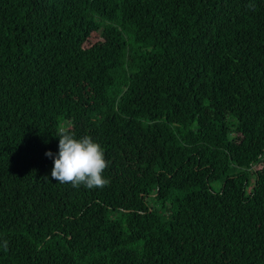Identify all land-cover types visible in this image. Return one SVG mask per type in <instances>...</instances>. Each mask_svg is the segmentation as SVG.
I'll list each match as a JSON object with an SVG mask.
<instances>
[{
    "label": "trees",
    "instance_id": "1",
    "mask_svg": "<svg viewBox=\"0 0 264 264\" xmlns=\"http://www.w3.org/2000/svg\"><path fill=\"white\" fill-rule=\"evenodd\" d=\"M0 264H264V0H0Z\"/></svg>",
    "mask_w": 264,
    "mask_h": 264
},
{
    "label": "clouds",
    "instance_id": "2",
    "mask_svg": "<svg viewBox=\"0 0 264 264\" xmlns=\"http://www.w3.org/2000/svg\"><path fill=\"white\" fill-rule=\"evenodd\" d=\"M59 152L54 159L51 178L61 184L70 183L73 187L83 185L87 189L104 188L108 181L103 173L108 167L104 152L90 136L77 139L62 128L58 134ZM49 158L53 153L45 154Z\"/></svg>",
    "mask_w": 264,
    "mask_h": 264
}]
</instances>
